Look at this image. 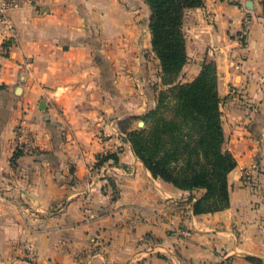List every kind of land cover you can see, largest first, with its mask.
<instances>
[{
    "label": "crops",
    "instance_id": "obj_1",
    "mask_svg": "<svg viewBox=\"0 0 264 264\" xmlns=\"http://www.w3.org/2000/svg\"><path fill=\"white\" fill-rule=\"evenodd\" d=\"M150 15L145 0H19L9 12L0 264H264V0H206L185 16L184 68L195 77L216 62L225 147L237 159L230 206L201 214L189 197L205 189L155 178L121 133L155 105L131 90L155 54ZM118 149L119 164L95 166Z\"/></svg>",
    "mask_w": 264,
    "mask_h": 264
},
{
    "label": "trees",
    "instance_id": "obj_2",
    "mask_svg": "<svg viewBox=\"0 0 264 264\" xmlns=\"http://www.w3.org/2000/svg\"><path fill=\"white\" fill-rule=\"evenodd\" d=\"M145 1L152 13V48L167 87L159 92L154 107L141 116L145 126L128 130L125 139L155 178L183 190L205 189L195 200L193 194L189 197L194 214L223 210L230 206L229 173L237 159L225 147L216 62L206 58L194 79L180 80L188 62L185 16L189 9L204 6L206 0ZM119 151L98 153L95 166L110 160L119 164ZM19 154L17 150L12 161ZM249 259L261 263L256 257Z\"/></svg>",
    "mask_w": 264,
    "mask_h": 264
},
{
    "label": "rangeland",
    "instance_id": "obj_3",
    "mask_svg": "<svg viewBox=\"0 0 264 264\" xmlns=\"http://www.w3.org/2000/svg\"><path fill=\"white\" fill-rule=\"evenodd\" d=\"M150 16H152V13ZM145 56H146V63L142 64V65L145 66L146 72H145V74H139L137 72L136 75L138 76V78L135 79V77H134L133 80L131 78V82H132V86H133V88L131 90H134V88H135V89H137V91L142 90V92H144V94L146 92L149 93V98L152 101L154 99L155 104H156L157 96H158L159 92L161 90H163L164 88H166L167 86L162 81V71H161V67H160V61H159L156 53L155 54H152V52L146 53ZM192 79H194V77L188 75L187 69L183 68L181 75H180V80L182 82H189ZM129 88H131V87H129ZM131 90H130V92H132ZM135 96H136V98H138L136 93H135ZM144 114H142V115H144ZM142 115L134 114L132 116V117H134V123H135L134 128L145 126L144 120L141 119ZM141 121H143L142 125L140 124ZM127 131H128V129L125 128V129L121 130V133L126 136Z\"/></svg>",
    "mask_w": 264,
    "mask_h": 264
},
{
    "label": "built area",
    "instance_id": "obj_4",
    "mask_svg": "<svg viewBox=\"0 0 264 264\" xmlns=\"http://www.w3.org/2000/svg\"><path fill=\"white\" fill-rule=\"evenodd\" d=\"M19 6V0H0V58L10 55L11 46L17 38V29L11 19L9 18V12ZM247 28L243 30L240 38L246 36ZM213 51L210 50V53ZM187 230H179V234H187ZM148 246L152 247V244ZM222 264H233L230 260H225Z\"/></svg>",
    "mask_w": 264,
    "mask_h": 264
},
{
    "label": "water",
    "instance_id": "obj_5",
    "mask_svg": "<svg viewBox=\"0 0 264 264\" xmlns=\"http://www.w3.org/2000/svg\"><path fill=\"white\" fill-rule=\"evenodd\" d=\"M40 105H41V108H45L46 107V102L44 100H42L40 102ZM140 124L142 125L143 124V121H141Z\"/></svg>",
    "mask_w": 264,
    "mask_h": 264
}]
</instances>
